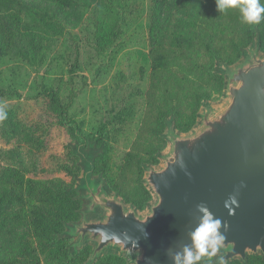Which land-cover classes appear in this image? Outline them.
Masks as SVG:
<instances>
[{
    "label": "rangeland",
    "instance_id": "374dc122",
    "mask_svg": "<svg viewBox=\"0 0 264 264\" xmlns=\"http://www.w3.org/2000/svg\"><path fill=\"white\" fill-rule=\"evenodd\" d=\"M19 1L59 28L36 33L19 7L0 1V107L8 114L0 121V263L56 264L72 246L84 248L70 264H135L140 252L113 244L95 260L98 240L76 229L106 220L103 199L140 220L151 215L158 197L149 172L166 166L175 140L196 137L226 111L228 89L238 87L232 76L264 60V22L249 26L236 10L218 13L215 0H76L73 8ZM33 43L41 47L30 52ZM191 59L212 64L210 74L189 75ZM63 113L98 146L91 172L72 152ZM27 180L39 202L19 213L12 193ZM223 264H264V256L247 251L244 261Z\"/></svg>",
    "mask_w": 264,
    "mask_h": 264
},
{
    "label": "water",
    "instance_id": "95a60500",
    "mask_svg": "<svg viewBox=\"0 0 264 264\" xmlns=\"http://www.w3.org/2000/svg\"><path fill=\"white\" fill-rule=\"evenodd\" d=\"M231 82L238 87H229L226 111L196 137L175 140L166 166L149 172L147 182L158 197L150 216L140 220L103 199L106 220L77 229L81 237L98 240L95 253L113 244L140 252L135 264H172L170 255L190 243L201 204L228 225L225 260L264 253V60L239 69ZM229 197L238 205H230L232 214L224 207Z\"/></svg>",
    "mask_w": 264,
    "mask_h": 264
},
{
    "label": "trees",
    "instance_id": "16d2710c",
    "mask_svg": "<svg viewBox=\"0 0 264 264\" xmlns=\"http://www.w3.org/2000/svg\"><path fill=\"white\" fill-rule=\"evenodd\" d=\"M0 1L4 4L5 7H8V8L19 7L21 9V11L23 12V14L25 15V18L28 21L29 28L31 30H33L34 32L45 35V36H49V35L58 31L59 25L56 23L55 20L51 19L47 14L40 12L39 10L27 7V6L23 5L19 0H0ZM57 1L60 5L68 7V8H73V7H76L79 5V2L76 0H57ZM40 47H41L40 45L33 43V46L29 49V51L35 52ZM211 65L212 64L203 66V65H200L199 61H194L193 59H191V61H186L184 68L188 69L189 75L192 74V75H195L197 77H201V76L210 74V72L212 70ZM219 78H221V77H219ZM46 95L49 96L50 103L52 104V106L54 108L60 110L61 109L60 108L61 103L59 101V98L56 96V94L49 92V93H46ZM202 98H203L202 95H200V100ZM60 122H61V125L63 127H65V129L71 135V138L73 141V148H72L73 154L77 155V156L80 155L83 158L82 162L85 165L84 172H91L93 169L92 164L95 162L96 156H97L98 151H99L96 142L87 144V142L83 138L77 124L75 122L69 120L65 116L64 113L62 114V118H61ZM193 123H194V118H191L190 119V125H188L184 129H178L179 132L187 131V129L190 128L193 125ZM85 145L88 146L87 151L84 150ZM157 163H158L157 158L154 160L152 159V161H150V164L152 166L156 165ZM148 167H147V170H149ZM36 186H37L36 183H33V182L27 180L25 184H23V185L21 184L19 186V188H21V189H18L16 192L12 193L11 201L17 205L21 204V209H20L19 213H21V211H23L25 208H27V210L30 208H34V203L39 202V200H38L39 193L37 192ZM24 187H26V191H24V189H23ZM11 205H13V204L11 203ZM19 213L16 215L19 216ZM76 234H77V229H76ZM86 236H89V235H86ZM86 236H84V237H86ZM108 247H109V245L107 247L103 248L100 252H98L95 260L102 258L104 256L103 255L104 250ZM83 248L84 247H80V248H77V250H74V248L72 246H70V249H71L70 250V249H68L67 246H64L62 253L60 254L59 258L57 259L56 264L74 263L78 259V257L82 254V252L81 253H79V252L82 251ZM0 264H8V263L3 262ZM201 264H207V259L204 258V260H202Z\"/></svg>",
    "mask_w": 264,
    "mask_h": 264
},
{
    "label": "clouds",
    "instance_id": "9594fccd",
    "mask_svg": "<svg viewBox=\"0 0 264 264\" xmlns=\"http://www.w3.org/2000/svg\"><path fill=\"white\" fill-rule=\"evenodd\" d=\"M215 5L218 13L238 11L242 22L246 25L255 26L264 22V0H215ZM7 115V111L0 107V121L7 119ZM230 205L238 206L234 197H229L224 204L229 214H232L233 208ZM197 212L200 214L199 220L188 236L190 243L170 255L172 264H201L205 257L207 264H213V257L224 243L227 223H222L203 204L197 205ZM218 264H223L222 257L219 258Z\"/></svg>",
    "mask_w": 264,
    "mask_h": 264
},
{
    "label": "flooded vegetation",
    "instance_id": "af4514ba",
    "mask_svg": "<svg viewBox=\"0 0 264 264\" xmlns=\"http://www.w3.org/2000/svg\"><path fill=\"white\" fill-rule=\"evenodd\" d=\"M223 247V246H222ZM225 249H227L226 251H225V255L222 257L223 258V261L224 262H228V261H231V260H233L234 258H236V257H234V258H231V259H229V260H225L224 258H225V256L227 255V253L230 251V247H224ZM261 253H262V255L264 256V253L262 252V251H260ZM252 253V252H251ZM256 253V252H255ZM245 256H246V254H245ZM245 256H244V258H242V257H240V256H237V258H239L241 261H244V259H245ZM206 258V257H205ZM207 259V258H206ZM201 263H202V261H201Z\"/></svg>",
    "mask_w": 264,
    "mask_h": 264
}]
</instances>
